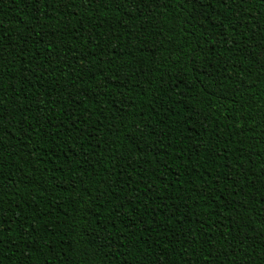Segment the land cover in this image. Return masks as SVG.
Segmentation results:
<instances>
[{"label":"trees","instance_id":"1","mask_svg":"<svg viewBox=\"0 0 264 264\" xmlns=\"http://www.w3.org/2000/svg\"><path fill=\"white\" fill-rule=\"evenodd\" d=\"M0 264H264V0H0Z\"/></svg>","mask_w":264,"mask_h":264}]
</instances>
